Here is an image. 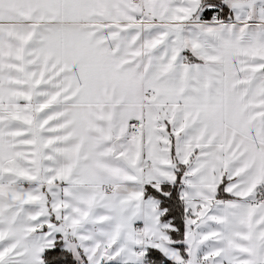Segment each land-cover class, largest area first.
Instances as JSON below:
<instances>
[{"label": "snow or ice", "instance_id": "1", "mask_svg": "<svg viewBox=\"0 0 264 264\" xmlns=\"http://www.w3.org/2000/svg\"><path fill=\"white\" fill-rule=\"evenodd\" d=\"M0 264H264V0H0Z\"/></svg>", "mask_w": 264, "mask_h": 264}]
</instances>
